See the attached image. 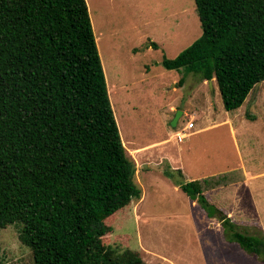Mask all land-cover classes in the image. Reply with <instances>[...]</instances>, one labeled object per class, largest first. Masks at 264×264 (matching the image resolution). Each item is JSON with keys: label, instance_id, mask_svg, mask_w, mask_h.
I'll return each mask as SVG.
<instances>
[{"label": "trees", "instance_id": "16d2710c", "mask_svg": "<svg viewBox=\"0 0 264 264\" xmlns=\"http://www.w3.org/2000/svg\"><path fill=\"white\" fill-rule=\"evenodd\" d=\"M194 2L201 35L163 64L214 78L235 110L264 80V0ZM134 173L86 0H0V228L19 227L29 264H141L104 239L106 219L142 196ZM219 180L174 182L217 214L203 191ZM220 217L229 240L264 260L263 236Z\"/></svg>", "mask_w": 264, "mask_h": 264}, {"label": "rangeland", "instance_id": "374dc122", "mask_svg": "<svg viewBox=\"0 0 264 264\" xmlns=\"http://www.w3.org/2000/svg\"><path fill=\"white\" fill-rule=\"evenodd\" d=\"M86 2L121 139L143 192L106 219L111 227L106 243L137 250L144 264H224L215 246L202 245L208 227L223 226L220 215L192 203L174 179L225 173L224 181L204 188H215L208 196L216 198L223 185L236 181L227 196L241 217L258 219L264 228V80L240 107L227 110L214 79L211 88L198 73L163 64L202 33L194 0ZM171 103L190 107L176 127L170 124ZM189 121L194 127L183 129ZM178 131L189 134L142 147ZM238 229L264 236L257 225ZM18 233L15 224L0 228V264L31 262ZM257 256L246 252V264Z\"/></svg>", "mask_w": 264, "mask_h": 264}, {"label": "crops", "instance_id": "0c3cea01", "mask_svg": "<svg viewBox=\"0 0 264 264\" xmlns=\"http://www.w3.org/2000/svg\"><path fill=\"white\" fill-rule=\"evenodd\" d=\"M214 78L211 79V82ZM206 79H204L205 81ZM215 80V79H214ZM208 82V80H206ZM209 83V82H208ZM210 84V83H209ZM261 84V82H260ZM259 84V85H260ZM211 86V85H210ZM212 88V86H211ZM179 109V105H174V103H171L169 105V111L170 112H173L175 113V111ZM182 109V114L180 115L178 121H177V124L176 126H179V120L180 118L186 113L188 114V112L190 111V107H183L181 108ZM180 109V110H181ZM174 115V114H173ZM172 113L170 115V119H172ZM225 121H227L228 119H224ZM189 122H192V121H189ZM188 122V123H189ZM224 122V121H223ZM188 123L186 126H183V129L184 128H192L194 127V123H193V126L192 127H188ZM174 126V127H176ZM201 128L199 129H196V131H199ZM174 134H177L176 138L178 141H182L184 140V138L186 137V135L189 134V132H181V131H178L176 133H172L169 135V137H164V138H161V139H155V140H151L149 141V143L143 145L142 147L144 149H150V148H154L155 146L157 145H160V142H163L164 143H167V141H169L172 137H174ZM179 173H182V171H184V167H179L176 169ZM220 177V180L219 182L217 183H220V181H224L225 177H226V174H220L219 176H217V178ZM194 177L192 176H189V175H186L185 176V181H188V180H193ZM200 179V178H198ZM223 179V180H222ZM238 181V180H237ZM236 181H232V183H230L229 185H232L233 183L235 184ZM216 183V184H217ZM229 185H223V190H219L218 192H215L214 195H217L216 198H212L210 196H208V194H212V192L215 191V188L212 189L211 191H206L204 189L203 193L205 195V197L207 198V200L213 204L217 209H218V212L217 214L221 216H225L227 218H230L231 221H233L236 225H237V229H238V225H243V226H247V225H254L257 227L262 228L264 230V228L262 227V224L260 223V221L258 219H255V218H248V217H241L239 215V211L236 206L233 205V201L227 196V190H228V186ZM215 185H212V186H209V187H214ZM176 187V189H179L178 186H174ZM181 188V187H180ZM208 188V187H207ZM206 191V192H205ZM143 194V192H142ZM187 195V194H186ZM142 197V196H141ZM188 197V196H187ZM188 199L193 203L195 202L196 200H192L188 197ZM197 202V201H196ZM198 204V203H197ZM204 209V208H203ZM205 210V209H204ZM221 218V217H219ZM219 224V223H218ZM239 231H241L240 229H238ZM205 232V231H204ZM203 232V233H204ZM245 234H250V235H256L254 233H251V232H248V231H241ZM204 234H206L207 238H204V243L202 245L204 246H215L217 248V256L218 258L224 263V264H246V258H245V253L247 252L245 249H243L237 242L235 241H231L229 240L226 236H225V229L223 226H217L216 227H208L207 228V232H205ZM212 236V237H211ZM257 236V235H256ZM264 237V236H263ZM231 243H237L239 246H236V245H233ZM222 247H226L225 249V252L221 253L220 252V249ZM246 251V252H245ZM232 253V254H231ZM248 255H250V253H248ZM259 258V260L257 258L254 259V264H263L264 263V260L262 258H260L259 256H257ZM143 260V259H142ZM263 260V261H262ZM249 264V263H248Z\"/></svg>", "mask_w": 264, "mask_h": 264}, {"label": "water", "instance_id": "95a60500", "mask_svg": "<svg viewBox=\"0 0 264 264\" xmlns=\"http://www.w3.org/2000/svg\"><path fill=\"white\" fill-rule=\"evenodd\" d=\"M208 82H209L210 85H211V79H208ZM260 82H261V81H258V82L255 84L256 87L260 84ZM181 114H182V110L177 109V110L175 111V113H174V115H173V117H172V119H171V121H170V124H171L172 127L176 126L177 121H178V119H179V117H180ZM141 264H144V263H141Z\"/></svg>", "mask_w": 264, "mask_h": 264}, {"label": "built area", "instance_id": "2783aa9c", "mask_svg": "<svg viewBox=\"0 0 264 264\" xmlns=\"http://www.w3.org/2000/svg\"><path fill=\"white\" fill-rule=\"evenodd\" d=\"M193 126V123L192 122H189L188 123V127H192Z\"/></svg>", "mask_w": 264, "mask_h": 264}, {"label": "bare ground", "instance_id": "6f19581e", "mask_svg": "<svg viewBox=\"0 0 264 264\" xmlns=\"http://www.w3.org/2000/svg\"><path fill=\"white\" fill-rule=\"evenodd\" d=\"M115 103V102H114Z\"/></svg>", "mask_w": 264, "mask_h": 264}]
</instances>
